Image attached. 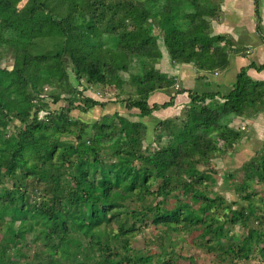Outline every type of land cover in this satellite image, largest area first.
<instances>
[{
	"label": "trees",
	"instance_id": "16d2710c",
	"mask_svg": "<svg viewBox=\"0 0 264 264\" xmlns=\"http://www.w3.org/2000/svg\"><path fill=\"white\" fill-rule=\"evenodd\" d=\"M159 1L167 5L0 0V264L264 261V146L227 172L236 198L218 190L219 171L210 164L235 152L242 119L264 112V80L251 78V63L238 71L227 94L188 91V103L161 117L148 140L141 117L173 109L184 91L158 69L160 39L173 61L187 58L210 73L228 68L230 54L247 50L225 35L210 42L207 25L191 29L202 19H188L184 0ZM254 5L259 19L260 0ZM152 15L157 24L148 22ZM213 17L219 20L217 2L208 24ZM21 21L28 33L14 26ZM37 34L44 38L42 52ZM92 43L110 46L114 60L91 58ZM92 88L139 112L130 118L116 111L93 123L73 117L72 108L99 104L83 94ZM154 91L168 93L169 100L150 105ZM59 101L67 107L45 112L48 102ZM151 228L170 235L159 244L137 239ZM198 244L207 247V260L195 259L191 248Z\"/></svg>",
	"mask_w": 264,
	"mask_h": 264
},
{
	"label": "crops",
	"instance_id": "0c3cea01",
	"mask_svg": "<svg viewBox=\"0 0 264 264\" xmlns=\"http://www.w3.org/2000/svg\"><path fill=\"white\" fill-rule=\"evenodd\" d=\"M205 2L206 0H203V3L195 6V17L202 19V22L192 23V27H198L197 31L194 28L191 29L200 32L202 26L207 25L210 27V34H208L210 42H218L219 35H225L230 41L246 47L247 50L241 54H230L228 68L210 73L198 70L187 58L186 60L180 59L179 62L173 61L172 57L167 55L168 51L166 52L161 42L160 49L163 52V57L159 62L158 69L166 73L167 76L176 78L177 87L184 90L175 96L173 107L179 111L181 110L180 106L186 105L189 101L188 91L199 94L205 92L227 94L232 90V83L235 81L238 71L251 63L255 65V67L249 66L247 70L251 78L254 81L264 80V68H258L264 65V0H260L259 19L255 17V0H211L204 9L199 10ZM216 2L219 9V20H215L213 17L208 24L207 16L214 13ZM172 15L170 14V17ZM160 40L162 41V39ZM180 55L188 57L189 53L186 50H181ZM148 99L151 100V104L153 102L163 103L169 100V96L163 91H154ZM240 124L245 125L244 130H241L244 134L243 138L237 144L236 152L225 156L233 163L230 167L226 166L232 173L256 150L264 146L263 111H259L254 117L247 118L246 121L242 119ZM223 157L218 156L216 159H225ZM225 173L228 174L229 171ZM217 183L220 184L218 178Z\"/></svg>",
	"mask_w": 264,
	"mask_h": 264
},
{
	"label": "rangeland",
	"instance_id": "374dc122",
	"mask_svg": "<svg viewBox=\"0 0 264 264\" xmlns=\"http://www.w3.org/2000/svg\"><path fill=\"white\" fill-rule=\"evenodd\" d=\"M193 4H190L187 0H184L183 2V6H182V10L184 8H186V10L190 9V15H188V19H194V17H192L195 13V4L196 3H203V0H192ZM162 4L164 6L167 5V2L165 1H159V0H152V6L153 7H157L159 4ZM181 1L180 0H172V4L173 5H178L180 4ZM148 3H145V10L148 11L146 9V5ZM157 19L158 17H155L154 15H152V18H147L148 22H151L152 24H157ZM160 19V17H159ZM187 19V21H188ZM14 26L19 29V31L28 33L29 32V27L26 23L22 22L18 23V24H14ZM191 28H194L196 31L198 30V27L194 26ZM43 35H35L34 40L36 43V46L40 49V51L42 52L43 47L45 46V42H42ZM76 41V38L75 40ZM68 44H70V41H66ZM96 43V42H95ZM159 43H161V40H159ZM87 51L90 55L91 58L93 59H110V60H114L111 56L112 52H111V47L108 45H101V46H96L92 44H89V46L87 47ZM108 55V56H107ZM109 57V58H108ZM166 58H168L166 56ZM118 65L120 66L121 63L118 62ZM128 67H131V64H128ZM70 77L73 79V74L71 71L68 72ZM17 74V71H11L10 75L15 77ZM50 85L52 86V83L50 82ZM81 88V87H80ZM54 90V87L49 88L47 91L51 92ZM83 94L85 96H89V97H93L95 100H97L99 104H96L94 107L89 108L87 110H81V109H77V108H72L70 114L73 117H78L84 121H86L87 123H93L95 122L97 119H99L100 117L103 116V114H109V115H113L115 111H118L122 114H125L127 116H129L130 118H133L132 114L133 113H138L139 109L134 107L130 110L126 109L124 107V104L122 102H118L115 101L112 98L109 97H104L99 91L95 90V89H87L85 91H83ZM46 97H43V102L47 103L46 101H50L49 96L45 95ZM169 96V95H168ZM116 102V103H115ZM148 103L151 105V100L148 99ZM49 104V105H48ZM48 104H46L45 107V112L46 110H52V109H60L62 107H67V103L65 101H59L57 104L52 105L50 102H48ZM9 107V106H8ZM181 108L183 106H180ZM177 113L179 112V109H171V110H167V109H160V110H155L154 113L150 116H145L144 118L141 117V120L146 122V124L148 125V140L151 139V131L153 126L159 121V119L163 116H166L168 113ZM245 125H241L240 130H244ZM242 132V131H241ZM165 139V138H164ZM240 143V142H238ZM33 146L35 147H41L42 143L38 144V143H31ZM237 146V145H236ZM263 148V146L261 147ZM236 152V151H235ZM215 156L214 158H212L210 160V164L213 165L215 168H217L219 170V175H217V178L219 179V185H218V190L222 193H224L225 196L227 197H231V198H236V196L232 193L231 188L228 186L227 181H225L226 179V173L225 172H230V170H228L226 168V166L230 167L233 165V163L228 160V158L225 156L223 158L225 159H216ZM232 173V172H231ZM48 175V174H47ZM160 185H156L155 189L156 190H160ZM264 229V225L262 226ZM157 233V234H154ZM158 235L164 236V237H160ZM169 232L168 230H165L164 233H159V231H157L155 228H151V229H144L142 231V233L137 237V239L139 241H144V239H148V243L150 242H154L155 244H159L162 242L163 238H168L169 237ZM159 237V238H156ZM179 245V243H178ZM197 247H199L200 249H197L195 247V245H192L191 251L192 253H194V257L197 260V262L203 260L204 258H206L207 260V256H206V252H208L207 247H202L201 244H198ZM202 257V258H201ZM204 262V261H203ZM234 264H264V261H261L259 259H254V258H250L247 260H240V259H236L233 260Z\"/></svg>",
	"mask_w": 264,
	"mask_h": 264
}]
</instances>
